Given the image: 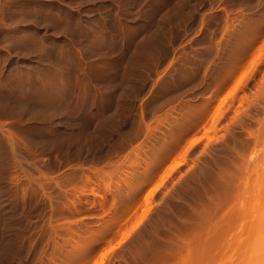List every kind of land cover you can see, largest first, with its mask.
<instances>
[{"label": "rangeland", "instance_id": "1", "mask_svg": "<svg viewBox=\"0 0 264 264\" xmlns=\"http://www.w3.org/2000/svg\"><path fill=\"white\" fill-rule=\"evenodd\" d=\"M263 47L264 0H0V264H174L264 241V207L254 235L231 222L262 172ZM51 61L73 63L66 82Z\"/></svg>", "mask_w": 264, "mask_h": 264}, {"label": "bare ground", "instance_id": "2", "mask_svg": "<svg viewBox=\"0 0 264 264\" xmlns=\"http://www.w3.org/2000/svg\"><path fill=\"white\" fill-rule=\"evenodd\" d=\"M247 39V38H246ZM243 40V39H242ZM251 40H254V39H251ZM241 40H239V42H240ZM247 42V41H246ZM243 46H246V44L245 45H243ZM264 48V47H263ZM261 49L262 51L264 50V49ZM260 50V55H259V57L260 56H262L264 53L262 52ZM262 53V54H261ZM256 57V56H255ZM264 56H262V58H263ZM254 58V57H253ZM261 58V59H262ZM255 60H257V58L255 59ZM254 59H252V61H255ZM251 61V62H252ZM260 61V60H259ZM260 62H262V61H260ZM259 62H258V60H257V64H258ZM237 64V63H236ZM235 64V65H236ZM252 64H256L255 62L254 63H251V66H252V68H254V65H252ZM234 66V65H233ZM232 66V67H233ZM250 66V67H251ZM258 66V65H257ZM237 70V69H236ZM232 71V70H231ZM252 71V70H251ZM249 72H250V70H249ZM255 72V71H254ZM254 72H250L251 74H253ZM233 74H235L234 72H232ZM246 73H248L247 71H246ZM244 75H245V79L247 78V76H248V78H249V75H247L246 76V74L244 73ZM244 75H242L241 77H243ZM245 79H244V81H240V78H239V80L238 81H240V82H238V84H237V82H236V85L234 86V88H233V91L234 92H236V91H238L237 89H240V86H243V84H242V82L244 83L245 82ZM242 80V79H241ZM262 83H264V82H262ZM241 84V85H240ZM245 84V83H244ZM263 85V86H262ZM245 86V85H244ZM239 87V88H238ZM242 88V87H241ZM260 88V87H259ZM258 88V91H259V93H260V91H261V93L260 94H262V92H264L263 90H264V84H261V90ZM236 90V91H235ZM232 91V92H233ZM233 92V93H234ZM257 94H259L258 92H256ZM236 94L237 93H235V95H233V96H236ZM263 95V94H262ZM251 96H254V95H252L251 94ZM256 97V96H255ZM246 99H248V97H245ZM259 98H260V96H259ZM252 100V99H251ZM251 100L250 101H248V103L250 102L251 104L252 103H255V102H251ZM257 100V99H256ZM259 100V99H258ZM240 116H242V115H240ZM240 116H238V117H240ZM70 117V116H69ZM68 117V118H69ZM74 118V117H73ZM237 118V117H236ZM242 119V118H241ZM67 120V119H66ZM71 120V119H70ZM239 120H240V118H239ZM237 121V120H236ZM241 121V120H240ZM261 121V120H260ZM72 122V121H71ZM234 122H235V120H234ZM262 122H263V119H262ZM61 123H63V122H61ZM60 123V124H61ZM70 123V122H69ZM68 123V124H69ZM239 123V122H238ZM72 124V123H71ZM66 126V125H65ZM70 126V125H69ZM72 126V125H71ZM66 128V127H65ZM69 129V128H68ZM63 130V129H62ZM67 130V129H66ZM259 130V131H258ZM257 131L258 132H256V131H250L251 133L252 132H256V133H252V134H254V139H255V143H259V142H261V141H263L262 143H263V145H264V129H258ZM64 131V130H63ZM62 132V131H61ZM66 132V131H65ZM65 132H64V134H65ZM74 132V131H73ZM77 132H80V131H77ZM90 133V132H89ZM88 133V134H89ZM14 134V133H13ZM57 134H58V132H57ZM63 134V135H64ZM82 134V133H81ZM86 134V133H85ZM15 135V134H14ZM60 135V134H59ZM66 135V134H65ZM68 135V134H67ZM72 135V134H71ZM75 135H77V134H75ZM74 135V136H75ZM78 135H80V134H78ZM87 135V134H86ZM54 136V135H53ZM70 136V135H69ZM68 136V137H69ZM67 137V136H66ZM65 137V138H66ZM78 137V136H77ZM76 137V138H77ZM13 138H15V137H13ZM59 138V137H58ZM61 138V137H60ZM12 139V138H11ZM55 139V138H54ZM71 139V138H70ZM74 138H72L71 140H73ZM83 139V138H82ZM16 140H20L19 139V137H18V139H16ZM63 140H64V138H63ZM21 141V140H20ZM77 141H79V140H77ZM12 142H13V140H12ZM65 142H66V140H65ZM86 142V141H85ZM19 144H20V142H18ZM21 143H23L22 141H21ZM25 143H27V141L25 142ZM53 143V142H52ZM64 143V142H63ZM68 144H69V141L67 142ZM82 143V142H81ZM88 143V142H87ZM54 144V143H53ZM71 144V143H70ZM84 144V143H83ZM13 145V144H12ZM15 145H16V143H15ZM23 145H24V143H23ZM28 145V144H27ZM26 145V146H27ZM87 145V144H86ZM91 145V144H90ZM22 146V145H21ZM70 146H72V145H70ZM69 146V147H70ZM16 147H18V146H16ZM15 147V148H16ZM28 147V146H27ZM68 147V146H67ZM66 147V148H67ZM13 148V147H12ZM76 148V147H75ZM84 148H85V146H84ZM88 148V147H87ZM16 149H20V148H16ZM87 150V149H86ZM79 151V150H78ZM81 151V150H80ZM83 151V150H82ZM16 152V151H15ZM13 154H14V151H13ZM16 154H19V153H15L14 155H16ZM18 156V155H17ZM258 157H261V158H258ZM16 158H18V157H16ZM253 158H256V159H259L260 160V164H259V162H258V164H259V166L261 165V161H263V163H262V172L261 173H258V176L255 178V179H250V181L249 182H246V192L245 191H243L244 193H245V195H247V188H248V198L247 199H245V200H249V202H247V203H244L243 205H239V206H237L238 207V210H236L235 209V211H234V213H232V219H234V220H229V222L231 221L232 223H233V221H238V219H239V221L241 222V231H239L240 233H237L236 232V228H235V232H234V229H232V231L234 232L233 233V235L234 234H236V235H234L233 237H242V236H244L245 234L247 235L248 233H249V236L250 235H254V234H252V232H253V230H254V228H255V226L257 227V224L260 222V221H258L259 220V215H260V211L262 210V208L264 207V147H263V149H261V150H259V153L257 154V155H255L254 154V157ZM20 159V158H19ZM23 159V158H22ZM256 159H252V163H254V160H255V162H257L256 161ZM18 160V159H17ZM258 160V161H259ZM19 161V160H18ZM22 161V160H21ZM24 161V160H23ZM21 163V162H20ZM22 163H24V162H22ZM258 166V165H257ZM259 166L257 167V169L259 168ZM258 171V170H257ZM256 171V172H257ZM261 171V170H260ZM259 171V172H260ZM26 172V171H25ZM256 172H254V173H256ZM28 173V172H27ZM26 173V174H27ZM252 173V172H251ZM260 174V175H259ZM252 174H250V176H251ZM29 176V175H28ZM27 176V177H28ZM30 177H31V175H30ZM255 177V176H254ZM30 179V178H29ZM33 180H35L34 178H32ZM89 179V178H88ZM32 180V181H33ZM38 180V179H37ZM236 180V179H235ZM247 180H248V178H247ZM251 180H252V182H251ZM41 181V180H40ZM39 181V182H40ZM246 181V180H245ZM34 182H38V181H34ZM48 182V181H47ZM106 182V181H105ZM108 182V181H107ZM233 182H235V181H233ZM238 183H239V181H237ZM42 183H44V182H42L41 181V183H40V185L42 184ZM238 183H236V185L238 184ZM39 184V183H38ZM234 184V183H233ZM109 185H110V183H109ZM108 185V186H109ZM241 185V184H240ZM41 186H44V185H41ZM243 186V185H242ZM234 188V187H233ZM236 188V187H235ZM244 188H245V186H244ZM240 189V188H239ZM238 189V190H239ZM243 190H245V189H243ZM236 192V191H235ZM239 192V191H238ZM244 193H243V195H242V193L240 194V195H242V197L244 196ZM233 195V194H232ZM240 195H238V196H240ZM235 197H236V199H238L239 200V198H237L238 196L237 195H234ZM233 196V197H234ZM231 197V196H230ZM245 197V196H244ZM244 197H243V199H244ZM229 198V197H228ZM235 199V198H234ZM236 199L234 200V202L236 201ZM242 199V198H241ZM241 199H240V201H241ZM242 199V200H243ZM233 200V199H232ZM234 202H232L231 201V205H232V203H234ZM236 202H239V201H236ZM228 203V202H227ZM237 204V203H236ZM234 205V204H233ZM228 207H231L230 205H228L226 208H228ZM233 207V206H232ZM235 207V206H234ZM241 207V208H240ZM226 208H225V210H226ZM233 209V208H232ZM229 210H230V208H229ZM231 211V210H230ZM232 212V211H231ZM224 213V212H223ZM225 213H226V211H225ZM229 213V212H228ZM230 214V213H229ZM262 214V213H261ZM202 216L204 215V213L203 214H201ZM206 215V214H205ZM224 215V214H223ZM226 215H227V213H226ZM228 216V215H227ZM227 216H225L226 218H227ZM229 216V218H231ZM264 216V215H263ZM263 216H261L260 215V217H263ZM204 217V216H203ZM249 217V218H248ZM210 219V218H209ZM208 219V220H209ZM207 221V220H206ZM258 221V223L256 224V222ZM226 222V221H225ZM240 222L238 223V222H236V223H233V224H235L236 226L238 225V224H240ZM227 224H228V221H227ZM261 224V223H260ZM231 225V224H230ZM234 227V226H233ZM229 228V227H228ZM238 228V227H237ZM240 228V227H239ZM217 229V228H216ZM224 229V228H223ZM230 229V228H229ZM238 230V229H237ZM256 231V230H255ZM259 230H257V232H258ZM216 233V232H215ZM230 233H231V231H230ZM201 234V233H200ZM199 234V235H200ZM218 234H219V232H218ZM223 234H225V233H223ZM258 234H259V232L256 234L257 236H258ZM217 235V234H216ZM255 235V237H257ZM232 236V235H231ZM201 237V236H200ZM224 237H226V236H224ZM236 237H235V241H236ZM248 238V237H247ZM246 238V239H247ZM188 239V238H187ZM193 239V238H192ZM192 239H190L191 241H192ZM199 239V238H198ZM227 239L229 240V242H230V239L227 237ZM249 239V238H248ZM186 240V239H185ZM185 240H184V243H185ZM238 240H239V238H238ZM257 240V239H256ZM247 241V242H244V243H239V245H242V248H240V246H239V252H237L236 251V249H234V246L232 247V244L230 245L229 243V245L231 246L230 248L231 249H228L227 248V246H229V245H227V243L225 244L226 245V247L221 243V242H217V244L216 243H214L215 244V246L216 247H214V246H212L213 247V250L211 249V245H210V249L209 250H211L210 252H208L206 249H205V245L204 244H202L201 246H200V248H199V251H198V255H197V258H196V256H195V258H196V260L194 261L193 259H195V258H192L190 255H191V253H190V255H189V253H188V255L191 257V261H192V263H193V261L194 262H196V264H214V260L215 261H217L215 264H229V262H227V261H223V258L225 257V255L228 253H230L229 252V250H231V252H232V249L233 250H235L236 252H237V254L238 255H236V257H235V255H233L232 254V256L230 257L231 259H233L234 258V261H232L234 264H264V258L263 259H261L262 257H257V256H255L256 254H257V251H254V249H252V248H254L255 247V249H258L257 248V246L256 245H262V244H264V241ZM196 242H199V241H197V240H195ZM224 241V240H223ZM176 242V241H175ZM194 242V241H193ZM201 242H202V240H201ZM212 241H210V244H212L211 243ZM228 242V241H227ZM231 242H232V240H231ZM241 242H243V241H241ZM168 243H170V242H168ZM179 243V242H178ZM178 243H177V245H178ZM182 244H183V242H181ZM180 243V244H181ZM205 243H206V245H207V242L205 241ZM167 244V243H166ZM170 244H173V243H170ZM179 244V245H180ZM181 244V245H182ZM186 244V243H185ZM188 244V243H187ZM193 244H195V242L193 243ZM209 244V243H208ZM213 244V245H214ZM244 244V245H243ZM168 245V244H167ZM180 245V246H181ZM198 245V244H197ZM234 245V244H233ZM171 246V245H170ZM194 246H196V245H194ZM237 246V245H236ZM173 247V246H172ZM187 247V246H186ZM189 247V246H188ZM201 247H202V250H201ZM260 247H262V246H260ZM171 248V247H170ZM173 248H175V246L173 247ZM183 248V247H182ZM190 248V247H189ZM209 248V247H208ZM235 248H238V247H235ZM168 249V248H167ZM176 249V248H175ZM194 249V248H193ZM196 249V248H195ZM198 249V248H197ZM196 249V250H197ZM207 251H205V250ZM263 249V248H262ZM169 251H170V249H168ZM201 250V251H200ZM250 250H252V251H254V253H255V255H254V253H252V251H251V253H250ZM169 251H167V252H169ZM178 250H176V252H177ZM183 251V250H182ZM188 251V249L186 248V251H183V252H187ZM190 251V250H189ZM193 251V250H192ZM235 251H233V252H235ZM181 252V251H180ZM197 252V251H196ZM201 252V253H200ZM259 253H260V248H259V251H258ZM0 253H1V251H0ZM165 253V252H164ZM171 253V252H170ZM174 253V252H173ZM193 253H195L194 251H193ZM3 254V253H2ZM167 254V253H166ZM181 254V253H180ZM187 254V253H186ZM196 254V253H195ZM200 254V255H199ZM4 255V254H3ZM174 255H175V253H174ZM184 255H185V253H184ZM260 255V254H259ZM165 256V255H164ZM164 256H162V257H164ZM177 256V255H176ZM189 256H182V258L183 259H181L180 261H178V259H176L174 262L176 263V261H178L176 264H192V263H189V259H187ZM261 256V255H260ZM264 256V255H263ZM8 257V256H7ZM180 257H181V255H180ZM185 257V258H184ZM189 257V258H190ZM227 257H228V255H227ZM167 258H169V257H167ZM166 258V259H167ZM260 259V260H259ZM3 260V259H2ZM152 260V259H151ZM156 260V259H155ZM162 260V259H161ZM164 260V259H163ZM170 259H168V261H169ZM173 260V259H172ZM226 260V259H225ZM171 261V260H170ZM170 261H169V263H170ZM183 261V262H182ZM190 261V262H191ZM208 261V262H207ZM224 263H223V262ZM229 261H230V264L232 263L231 262V260L229 259ZM161 262V261H160ZM172 262V261H171ZM0 263H2V262H0ZM152 263V262H151ZM151 263H149V264H151ZM156 263V262H155ZM165 263V262H164ZM174 263V264H175ZM6 264V263H5ZM163 264V263H162ZM165 264H167V263H165ZM172 264V263H171ZM193 264H195V263H193Z\"/></svg>", "mask_w": 264, "mask_h": 264}, {"label": "crops", "instance_id": "3", "mask_svg": "<svg viewBox=\"0 0 264 264\" xmlns=\"http://www.w3.org/2000/svg\"><path fill=\"white\" fill-rule=\"evenodd\" d=\"M61 34V33H59ZM77 50H80L77 46L75 47V50L74 52H77ZM54 61H51L52 65H51V68H57V69H54V71H56V73L54 74L53 78L51 79V82L52 83H62V82H66L68 78H70V76L64 74L63 72H58V69L59 68H69L72 66L73 63L71 62H61V63H53ZM74 67H81V61H75L74 63Z\"/></svg>", "mask_w": 264, "mask_h": 264}]
</instances>
